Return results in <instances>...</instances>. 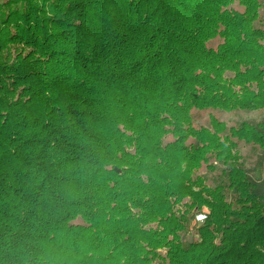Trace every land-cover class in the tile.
<instances>
[{"label": "trees", "instance_id": "16d2710c", "mask_svg": "<svg viewBox=\"0 0 264 264\" xmlns=\"http://www.w3.org/2000/svg\"><path fill=\"white\" fill-rule=\"evenodd\" d=\"M0 18V264H264V119L194 113L264 110V0H0Z\"/></svg>", "mask_w": 264, "mask_h": 264}, {"label": "rangeland", "instance_id": "374dc122", "mask_svg": "<svg viewBox=\"0 0 264 264\" xmlns=\"http://www.w3.org/2000/svg\"><path fill=\"white\" fill-rule=\"evenodd\" d=\"M2 3V1H1ZM232 8L235 10L243 11L244 9L238 4V2H235L232 5ZM4 8H2V11ZM259 26V25H258ZM2 27V21L0 18V28ZM219 41L216 40L215 42H212V45L215 47ZM9 53V52H7ZM8 56L14 57V55L9 54ZM195 117H197V123L199 122V125L210 127V115L213 114L215 117H217L220 121H223L227 124L228 128L239 126L243 122H252V123H258L261 120L264 119V110L257 111V112H236V113H226L224 111H216V112H200L197 113V111H194ZM238 152L239 155L242 157L244 166L247 170H252L255 167H257V162L261 159L262 152L259 150V148L255 147L253 144H248L246 140L238 141ZM221 169L222 167L219 165L218 169ZM220 171L217 172H211L207 169H203L200 172V175L205 177L207 179L208 185H215L217 182L214 183L215 179L219 176ZM204 212H207V209H204ZM203 214H199L196 216V220H200V222H203L205 218L202 217ZM198 217V218H197ZM201 219H203L201 221Z\"/></svg>", "mask_w": 264, "mask_h": 264}, {"label": "built area", "instance_id": "2783aa9c", "mask_svg": "<svg viewBox=\"0 0 264 264\" xmlns=\"http://www.w3.org/2000/svg\"><path fill=\"white\" fill-rule=\"evenodd\" d=\"M203 218H204V216H202ZM203 219H201V221H202Z\"/></svg>", "mask_w": 264, "mask_h": 264}]
</instances>
